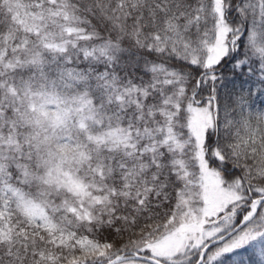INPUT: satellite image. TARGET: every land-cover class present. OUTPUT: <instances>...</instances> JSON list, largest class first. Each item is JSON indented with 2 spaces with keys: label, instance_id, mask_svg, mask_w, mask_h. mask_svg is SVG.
<instances>
[{
  "label": "snow or ice",
  "instance_id": "6c2138e0",
  "mask_svg": "<svg viewBox=\"0 0 264 264\" xmlns=\"http://www.w3.org/2000/svg\"><path fill=\"white\" fill-rule=\"evenodd\" d=\"M0 264H264V0H0Z\"/></svg>",
  "mask_w": 264,
  "mask_h": 264
}]
</instances>
